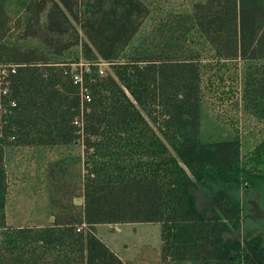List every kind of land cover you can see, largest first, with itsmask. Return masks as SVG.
Returning <instances> with one entry per match:
<instances>
[{
	"label": "trees",
	"instance_id": "16d2710c",
	"mask_svg": "<svg viewBox=\"0 0 264 264\" xmlns=\"http://www.w3.org/2000/svg\"><path fill=\"white\" fill-rule=\"evenodd\" d=\"M192 2L133 44L151 1L0 0V264H131L96 229L137 222L161 224L160 264H264L262 234L232 236L244 210L231 190L264 182V138L244 151L238 130L203 129L207 90L226 80L264 121V0ZM77 142L41 163L53 220H9L8 149Z\"/></svg>",
	"mask_w": 264,
	"mask_h": 264
},
{
	"label": "rangeland",
	"instance_id": "374dc122",
	"mask_svg": "<svg viewBox=\"0 0 264 264\" xmlns=\"http://www.w3.org/2000/svg\"><path fill=\"white\" fill-rule=\"evenodd\" d=\"M151 1L152 13L142 30L134 38L137 44L141 38L159 22L167 11H188L192 0H147ZM80 60V58H79ZM78 60V61H79ZM81 61V60H80ZM85 61H89L85 59ZM76 62V61H75ZM91 63V62H89ZM105 72L111 69L103 66ZM234 69V66H232ZM219 83V81H218ZM229 81L222 83L217 93L213 87L207 90L203 106V129L207 137H218L229 131L238 130L244 140V151L253 150L264 138V121L258 120L245 112L222 89H227ZM83 147L80 142L69 145H30L13 146L7 151V165L12 173L11 191L8 201V218L16 222L42 223L52 216L51 200L45 187V176L41 163L45 160L64 155L80 154ZM248 184L247 186H245ZM238 191L242 202L244 218L240 228L233 237L245 239L257 234L264 237V182L251 186L244 178ZM210 192L204 187L196 192L201 209L210 204ZM98 236L131 264H160L161 224L159 222H142L128 224H101L97 226Z\"/></svg>",
	"mask_w": 264,
	"mask_h": 264
},
{
	"label": "built area",
	"instance_id": "2783aa9c",
	"mask_svg": "<svg viewBox=\"0 0 264 264\" xmlns=\"http://www.w3.org/2000/svg\"><path fill=\"white\" fill-rule=\"evenodd\" d=\"M81 60V61H80ZM79 61L73 62V79L75 83L80 84L81 91H82V96L84 95L87 97L89 100L91 99L89 94L86 93V87L83 82V74L85 71L90 70V66L92 64L91 61H85L84 58H80ZM91 62V63H89ZM97 65H99V72L103 75L105 73V69L103 66H109V63L106 62L103 59H100L99 62H96ZM12 71H15L14 68H12ZM2 73L6 75V69L3 68Z\"/></svg>",
	"mask_w": 264,
	"mask_h": 264
},
{
	"label": "crops",
	"instance_id": "0c3cea01",
	"mask_svg": "<svg viewBox=\"0 0 264 264\" xmlns=\"http://www.w3.org/2000/svg\"><path fill=\"white\" fill-rule=\"evenodd\" d=\"M75 203L76 204H79V205H81V204H83V202H84V198L83 197H77V198H75ZM53 220V216H51L50 218H49V221H52ZM115 224H118V223H115ZM119 224H128V223H119ZM98 235V234H97ZM109 245V244H108ZM111 248H113L111 245H109ZM114 251H115V253L117 254V255H119L124 261L126 260L123 256H121L117 251H116V249H113Z\"/></svg>",
	"mask_w": 264,
	"mask_h": 264
}]
</instances>
